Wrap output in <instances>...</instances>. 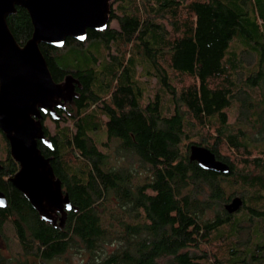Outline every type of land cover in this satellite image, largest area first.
<instances>
[{
    "label": "trees",
    "instance_id": "obj_1",
    "mask_svg": "<svg viewBox=\"0 0 264 264\" xmlns=\"http://www.w3.org/2000/svg\"><path fill=\"white\" fill-rule=\"evenodd\" d=\"M16 9L7 24L23 47L34 28ZM109 20L85 41L40 45L55 82L70 81L38 142L70 199L64 216L44 220L11 184L20 166L0 130V224L20 246L0 264H264V0H111ZM67 49L79 69L60 66ZM102 130L113 161L90 135ZM193 145L230 172L191 161Z\"/></svg>",
    "mask_w": 264,
    "mask_h": 264
},
{
    "label": "water",
    "instance_id": "obj_2",
    "mask_svg": "<svg viewBox=\"0 0 264 264\" xmlns=\"http://www.w3.org/2000/svg\"><path fill=\"white\" fill-rule=\"evenodd\" d=\"M111 0H0V130L10 144V153L20 170L11 184L24 194L40 216L54 221V215L70 210L62 182L38 148L46 139L43 114H55L61 101L70 99V81L55 82L41 44L63 47L68 38L85 41L89 30L104 31L109 25ZM26 9L34 28L33 37L21 47L11 33L7 17L16 8ZM190 160L205 170L228 174L229 166L208 149L193 145ZM8 205L0 191V208ZM243 200L234 198L225 206L237 212Z\"/></svg>",
    "mask_w": 264,
    "mask_h": 264
},
{
    "label": "rangeland",
    "instance_id": "obj_3",
    "mask_svg": "<svg viewBox=\"0 0 264 264\" xmlns=\"http://www.w3.org/2000/svg\"><path fill=\"white\" fill-rule=\"evenodd\" d=\"M111 28L113 29H119V25L116 21H113L111 23ZM233 51L235 52H241L242 49V45L240 43H235L233 45ZM113 55H117V53L113 50L112 51ZM61 57H62V61L60 62V66L65 69V70H77L79 69L80 64H78L77 62L75 63L73 60H70V49H67L66 51H62L61 53ZM137 73L138 75L136 76V78L138 79V81H140L143 85V87L146 89L147 92V97L152 98V95L154 94L155 91V86H156V81L154 79H151L147 76H145V74L142 71V67L138 66L137 68ZM46 126L49 129V131L51 132L52 135L56 134V126L52 123V121L50 119H47L46 121ZM61 129L63 127H69V124H61ZM91 137L93 138V140L99 145V147L106 153L108 154L112 161L115 158V154H114V147L115 144H112L111 149H106L103 147V144L105 142H107V134L105 130L99 131V132H94L90 134ZM2 147H0V159L3 158V152H2ZM6 237H8L6 243L7 245V249H8V255H16L19 251H20V246L18 243V240L16 238L14 229L11 226H8L6 228V232L4 233Z\"/></svg>",
    "mask_w": 264,
    "mask_h": 264
},
{
    "label": "flooded vegetation",
    "instance_id": "obj_4",
    "mask_svg": "<svg viewBox=\"0 0 264 264\" xmlns=\"http://www.w3.org/2000/svg\"><path fill=\"white\" fill-rule=\"evenodd\" d=\"M1 168V167H0ZM9 181H10V179H9ZM3 193V192H2ZM21 193V192H20ZM4 194V193H3ZM5 195V194H4ZM6 196V195H5ZM6 199H7V197H6ZM7 202H8V199H7ZM7 207H8V205H7ZM7 207L6 208H0V209H2V210H5V209H7ZM56 215V214H55ZM8 226H11L9 223L7 224H0V254L2 255V256H4V257H8V258H10L11 257V255H8L7 253H8V249H7V243H6V241H7V239H8V237H6L5 236V232H6V228L8 227ZM17 238V237H16Z\"/></svg>",
    "mask_w": 264,
    "mask_h": 264
}]
</instances>
